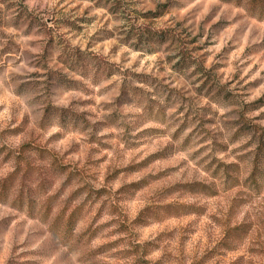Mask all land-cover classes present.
Listing matches in <instances>:
<instances>
[{
    "label": "rangeland",
    "instance_id": "1",
    "mask_svg": "<svg viewBox=\"0 0 264 264\" xmlns=\"http://www.w3.org/2000/svg\"><path fill=\"white\" fill-rule=\"evenodd\" d=\"M258 1L0 0V264H264Z\"/></svg>",
    "mask_w": 264,
    "mask_h": 264
},
{
    "label": "trees",
    "instance_id": "2",
    "mask_svg": "<svg viewBox=\"0 0 264 264\" xmlns=\"http://www.w3.org/2000/svg\"><path fill=\"white\" fill-rule=\"evenodd\" d=\"M261 2H264V0L258 1V3H261ZM249 180H250L251 189L253 188V190L255 191L260 189V185L257 183L255 176L250 177ZM72 220L73 219H71V216L67 218L62 234L66 235V233L75 226L77 221L73 222ZM246 231H247L246 227H243V226L232 227L228 229V232H226L225 238L226 240L230 238L234 242H241L246 236ZM64 237L65 236H62V238ZM225 246H228V245H225Z\"/></svg>",
    "mask_w": 264,
    "mask_h": 264
}]
</instances>
